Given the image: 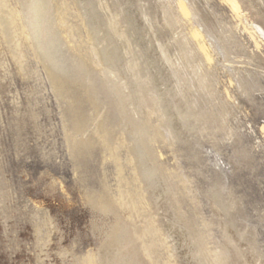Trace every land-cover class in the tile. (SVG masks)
Instances as JSON below:
<instances>
[{"label":"rangeland","instance_id":"obj_1","mask_svg":"<svg viewBox=\"0 0 264 264\" xmlns=\"http://www.w3.org/2000/svg\"><path fill=\"white\" fill-rule=\"evenodd\" d=\"M264 0H0V264H264Z\"/></svg>","mask_w":264,"mask_h":264},{"label":"bare ground","instance_id":"obj_2","mask_svg":"<svg viewBox=\"0 0 264 264\" xmlns=\"http://www.w3.org/2000/svg\"><path fill=\"white\" fill-rule=\"evenodd\" d=\"M259 31H260V34H262L264 36V30H262L260 27H259Z\"/></svg>","mask_w":264,"mask_h":264}]
</instances>
